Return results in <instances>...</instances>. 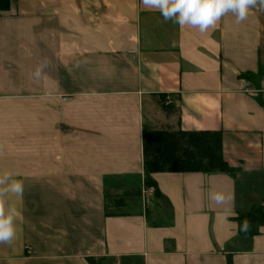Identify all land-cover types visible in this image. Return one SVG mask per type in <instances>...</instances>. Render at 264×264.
<instances>
[{
    "label": "crops",
    "instance_id": "0c3cea01",
    "mask_svg": "<svg viewBox=\"0 0 264 264\" xmlns=\"http://www.w3.org/2000/svg\"><path fill=\"white\" fill-rule=\"evenodd\" d=\"M143 127L220 132L233 173L152 174L144 195ZM0 171L24 183L0 264H264V225L237 219L264 205V11L201 33L140 0H9Z\"/></svg>",
    "mask_w": 264,
    "mask_h": 264
},
{
    "label": "trees",
    "instance_id": "16d2710c",
    "mask_svg": "<svg viewBox=\"0 0 264 264\" xmlns=\"http://www.w3.org/2000/svg\"><path fill=\"white\" fill-rule=\"evenodd\" d=\"M9 8V0H0V11ZM245 79H250L246 77ZM165 112H170L164 108ZM142 161L143 186L153 188V195L160 194L151 179L152 174L158 173H227L233 171L227 166L222 157V135L220 132H184L156 131L143 127L142 130ZM139 193L129 192L116 195L108 201V205L122 207L128 199L139 196ZM239 233L251 235L252 231L264 225V205L253 207L247 214L237 218ZM247 221V231L241 230V225ZM89 264H99L92 259Z\"/></svg>",
    "mask_w": 264,
    "mask_h": 264
},
{
    "label": "clouds",
    "instance_id": "9594fccd",
    "mask_svg": "<svg viewBox=\"0 0 264 264\" xmlns=\"http://www.w3.org/2000/svg\"><path fill=\"white\" fill-rule=\"evenodd\" d=\"M146 10L157 11L164 23L172 22L181 28H197L201 33L214 29L220 20L231 13L237 24L245 21L252 9L264 11V0H140ZM46 61L37 67L34 75L39 80ZM23 180L11 171H0V244H11L17 234L18 212L9 203L10 197H22ZM210 199L217 205H225L231 197L222 191H213ZM245 221L242 231H247Z\"/></svg>",
    "mask_w": 264,
    "mask_h": 264
},
{
    "label": "built area",
    "instance_id": "2783aa9c",
    "mask_svg": "<svg viewBox=\"0 0 264 264\" xmlns=\"http://www.w3.org/2000/svg\"><path fill=\"white\" fill-rule=\"evenodd\" d=\"M242 83V90L244 92H250V93H253V91H250V87H251V84L249 81L247 80H242L241 81ZM153 192H154V189L153 188H144V191H143V194L144 195H153Z\"/></svg>",
    "mask_w": 264,
    "mask_h": 264
}]
</instances>
